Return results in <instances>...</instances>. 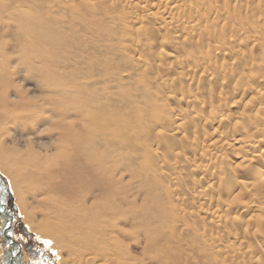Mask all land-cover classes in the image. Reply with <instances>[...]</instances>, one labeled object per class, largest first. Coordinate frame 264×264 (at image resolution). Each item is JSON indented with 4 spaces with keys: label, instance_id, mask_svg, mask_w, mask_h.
Instances as JSON below:
<instances>
[{
    "label": "bare ground",
    "instance_id": "1",
    "mask_svg": "<svg viewBox=\"0 0 264 264\" xmlns=\"http://www.w3.org/2000/svg\"><path fill=\"white\" fill-rule=\"evenodd\" d=\"M108 1H0V18L5 20L2 24L0 19V36L12 31L17 37L12 46L7 41L11 52L0 41V100L7 97L9 80L21 73L23 62L32 70L41 66L33 62L34 56L28 55L29 49L68 45L47 26V21L54 23V17L83 19L81 9H87L92 21H101L102 27L110 18L108 31L103 29L107 37L112 38L114 27H121L117 31L123 34L116 33L122 36L113 38L116 42L108 38L106 44L101 39L104 45H90L95 47L96 56L89 60L93 62L94 74L80 83L87 90L78 86L69 89L65 83L45 80L41 72L36 80L41 82L42 96L33 102V110L29 111L26 102H9L10 108L0 107V123L7 120L10 126L3 133L0 126V173L7 176L16 194L21 221L36 239L57 252L55 264H132L133 260L136 264L145 258L146 264H264V169L257 166L264 161V137L260 135L264 122L253 125L252 131L237 132L244 125L246 128L244 121L235 116L240 90L233 89L241 83L240 71H229L228 66L216 61L217 57L213 59V54L206 51L208 45L203 44L207 47L205 52L200 46L205 42L200 36L198 42L195 35L192 38L199 48L211 55L201 61L202 57L196 56L199 63L195 68L154 60L159 43L153 42L158 40L155 41L159 27L174 32L172 35L184 26L190 31L202 29L198 17L195 22L191 19L193 23L190 20L172 24L176 21L172 18L173 8L178 11L180 7L178 0ZM189 1L190 4L192 0ZM190 5L192 9L195 4ZM27 6L30 8L24 11ZM138 6L140 14L133 11ZM219 6H213V14L222 16ZM112 7L129 11L123 13L121 9V14L114 15ZM214 20L211 22L216 27ZM147 21L149 28L143 29ZM206 21L213 29L209 19ZM232 28L227 27L221 39L216 37L219 44H227L235 29ZM126 30L134 35L140 30V36L131 39ZM211 32L206 30L208 35ZM96 33L100 34V29ZM240 33L239 30L237 34ZM209 39L212 42L213 38ZM250 41L244 44L245 49H240L244 55L257 42L249 44ZM128 42V50L141 55L142 60L135 61L136 55L126 50ZM181 43L179 48L186 52L195 44ZM216 45L217 42L211 45V53H222L220 58L225 61L237 60L235 65H243L236 51ZM164 52L163 61L179 59L180 53ZM68 64L61 65L67 69ZM48 68L44 74L50 76ZM64 69L54 67L52 71L67 73ZM261 79L264 82V77ZM243 89V97L253 93ZM263 100L264 93L258 92L253 105ZM170 101L185 104V109L170 106ZM244 113L247 111L242 110ZM33 114L30 120L28 116ZM223 150L233 154L235 165H231ZM249 224L256 227L251 234L244 231ZM133 225L140 229V240H134L141 249L138 252L132 250L129 240L134 237ZM1 253L0 248V258ZM24 255L22 251V259ZM31 262L54 264L48 259Z\"/></svg>",
    "mask_w": 264,
    "mask_h": 264
},
{
    "label": "rangeland",
    "instance_id": "2",
    "mask_svg": "<svg viewBox=\"0 0 264 264\" xmlns=\"http://www.w3.org/2000/svg\"><path fill=\"white\" fill-rule=\"evenodd\" d=\"M0 1H4L5 3L7 2V1H9V0H0ZM108 3H109V1L108 0H106ZM188 1V2H187ZM77 2H78V0H77ZM179 2H180V4H179ZM182 2V3H181ZM189 0H178V4H177V6L179 7V10L177 11V10H174V8H173V14H172V18L173 19H175L176 21L175 22H173V21H170V20H172V19H169L168 20V22L170 21V22H173L172 24L173 25H175V23H181V22H186V21H190L191 19L193 20L194 19V21L193 22H195V17H196V20H197V17L199 18V19H201L200 20V24L202 25V29H201V27H198V28H200V29H195L194 28V31H193V29H192V31H190L188 28H186L185 26L183 27V28H185V29H182L181 28V31L180 32H178V33H176L175 32V34L174 35H172L171 33H174V32H167L166 31V28L164 29V27H159L158 29H157V36L156 37H158V38H156L155 39V41L156 42H153L154 44L156 43V44H158L157 45V48H155V50H154V55H156V56H154V60H161L163 63H164V65H165V63L167 62V63H169V64H179V65H181V63H182V66L184 67L185 65L184 64H186V67H191V68H195V66L199 63V57H202L201 59H200V61L201 60H203V59H205V58H207V55H208V52H209V54H213L212 55V58H213V56L217 59L216 61H219V63L222 65V66H228L230 69H229V71L231 70H237V71H240V79H242V80H240V82L242 83H239L238 84V86H236V87H234L235 89H233V91L234 90H237L238 89V91L240 90H242L243 88H245V90H248V91H253V93L252 94H250V95H244V97L242 96V95H240L241 93H240V91H239V96H237L238 98H237V100H239V107L237 108V109H235V111L237 112V113H239V114H237V113H235V116H236V118L238 119V117H239V121L241 122V121H244V124H246V128H244L245 127V125L243 126V128L241 129H239L237 132H241V131H243V129L244 130H249V131H252V129H253V125L255 126V125H257L258 124V122H260V123H263L264 122V100L263 101H259V104L258 103H256V104H254L253 105V101H254V96H255V94L256 93H258V92H263L264 93V82H263V80L261 79L262 77H264L263 75H264V0H192V6H193V4H195L194 6H193V8L191 9V8H189ZM23 4H25V2H23ZM143 4H145V3H141V5H143ZM147 4H149L148 2H147ZM215 4H216V6L218 5H220L219 7H220V9H222L221 11L222 12H220L219 14H222V16H220V15H214L213 14V8L215 7ZM81 5V4H80ZM139 5H140V3H139ZM188 5V7L186 8V6ZM190 5V6H191ZM221 5H223V6H221ZM59 6V5H58ZM191 6V7H192ZM214 6V7H213ZM206 7V8H205ZM210 7H211V12H209L210 11ZM30 8V6H27V7H25V9H24V11H26V10H28ZM113 8V7H112ZM117 8V9H116ZM120 8V7H119ZM118 7H115V9L113 8V10H114V15H116V14H121V13H119L120 11H124V10H126V11H129V9H122V8H120L119 9ZM138 8H139V6H138ZM186 8V9H185ZM189 8V9H188ZM122 9V10H121ZM190 10L191 9V11H188V10ZM194 9H197V12H196V10H194ZM206 9V10H205ZM209 9V10H208ZM85 10V11H84ZM118 10V11H117ZM120 10V11H119ZM139 10V11H138ZM81 11H82V13H84L83 14V19L81 18V17H79V18H74V19H71L70 20V18H65V19H62V18H60V17H54L53 18V20H54V23L51 25V24H49V22L47 21V20H45V21H47V23H48V27L49 28H51L52 29V32H54L55 30V32L57 33V35H61V37H62V39L63 40H67V41H65L66 43H68V45L66 46L65 44H63V45H61L60 46V48L58 47H56V46H54V45H50V46H47V47H50L52 50H46L47 49V47H45V48H37V47H35V48H33V49H29L28 51H27V53H28V55L29 56H34V57H32L31 59H33V62L34 63H36V64H38V65H41V66H39L38 68H34L33 70L32 69H29V65H27V64H25L26 62H23L22 64H21V73L20 74H17V75H14L10 80H9V86H8V93H7V97L5 98V99H1L0 100V107L1 106H3V108H5V107H9V102H12V103H14V104H17V103H19V102H26L25 104H29V111H31V109L33 110V102H38V98H40L42 95L40 94V93H42L41 91H40V84H41V82H39V81H37L36 79H38L40 76V73L42 74V76H43V78L45 79V80H53L54 82H57V81H59V82H61V83H65L66 84V86L69 88V89H74V87L75 86H78V87H80V83H81V85H82V82H87L88 80H89V78L90 77H92V75L94 74V71H92L93 70V67H92V63L93 62H90L89 60H90V58L91 57H95L96 55H95V53H93L94 51V48L93 47H91L90 45L92 44V46H94V44L96 45H98V43L101 41V39H102V42L104 43L108 38L110 39V40H112L113 41V38H115V40H116V38H118V36H120V33H118V34H116L117 32H121V35H123L122 34V31H117V30H122V28L120 29V28H115L114 27V33H113V36H112V38H110V37H107V35L104 33V31H103V29L104 30H106V31H108V28L110 27L109 26V24H107V23H109V20H110V18H107L106 19V21H105V23H104V26L102 27V23H101V21H100V23H97V22H93L92 21V17H91V13H90V11L89 10H87V9H81ZM126 11H124L123 13H125ZM136 14H140L141 13V8H139V9H137V8H135V10H133ZM138 11V12H137ZM181 11V12H180ZM116 12V13H115ZM178 12V13H177ZM182 12L184 13V14H182ZM188 12H190V13H188ZM206 12V13H205ZM192 13V14H191ZM197 15H196V14ZM198 13L200 14L199 16H198ZM208 13V15L210 16H208V15H206ZM211 13V14H210ZM188 14H190V15H188ZM195 14V15H194ZM238 14V15H237ZM177 15H179V16H177ZM182 15H184L185 17H183ZM203 15H205L206 16V18H204L205 16H203ZM212 15H214L213 16V20L214 21H217V28L215 27V23H212L211 21H213V20H211V18H212ZM236 15V16H235ZM256 15H257V17H256ZM261 15V16H260ZM187 16H188V19H187ZM189 16H192V18L191 17H189ZM200 16H203V17H200ZM207 16L209 17V18H207ZM217 16H220V22L221 21H223V23L221 22H219L218 20H217ZM224 16V17H223ZM233 16V17H232ZM235 16V17H234ZM194 17V18H193ZM237 17V18H236ZM261 17V18H260ZM42 17H40V19H41ZM55 18H56V20H55ZM183 18V20H181ZM184 18L185 19H187V20H185L184 21ZM219 18V17H218ZM243 18V19H242ZM0 19H2V18H0ZM109 19V20H108ZM179 19H180V21H179ZM204 19V20H203ZM209 19V21H210V23L209 24H211L212 23V27H213V29L212 28H210L211 27V25H209L208 26V21H206V20H208ZM238 19V20H237ZM42 21L44 20V18L43 19H41ZM192 20H191V23H193L192 22ZM4 19H2V24L4 23ZM63 21V22H62ZM229 21H231L230 23H229ZM233 21V22H232ZM250 21V22H249ZM203 24H202V23ZM225 22V23H224ZM228 22V23H227ZM248 22V23H247ZM68 23V24H67ZM151 23V22H150ZM153 23V22H152ZM177 23V24H178ZM43 24H45V23H43ZM149 21H147V23H146V25L144 24V26H146V27H142L143 29L144 28H149ZM204 24H207V25H205V26H208V27H205L204 26ZM225 24V26H226V24H227V26L226 27H224V26H222V25H224ZM232 24L233 25H235V27L233 26V28H235V29H233L231 26H232ZM6 25V24H5ZM238 25V26H237ZM37 26H39L38 25V23H37ZM45 26V25H44ZM56 26V27H55ZM221 26V27H220ZM237 26V27H236ZM1 27H3L2 25H1ZM40 27V26H39ZM46 27V26H45ZM47 27V28H48ZM65 27V28H64ZM227 27H229V28H232L233 29V35H231V38H230V36H229V38H227V44L226 43H221V44H219V39L218 38H220L221 39V36L223 35L222 34V32L224 33V30L227 28ZM106 28V29H105ZM208 29V33H210L211 32V30H212V32H211V34H207L206 33V30ZM243 28H244V30H243ZM250 28V29H249ZM258 28V29H257ZM262 28V29H261ZM65 29V30H64ZM95 29V30H94ZM100 29V34H97L96 32H98V30ZM164 29V30H163ZM220 29V30H219ZM248 29V30H247ZM54 30V31H53ZM163 30V31H162ZM197 30V31H196ZM202 30H204L205 31V33L202 31ZM227 30V29H226ZM234 30L236 31L235 33H234ZM238 30V31H237ZM239 30H240V34H237V33H239ZM242 30V31H241ZM258 30V31H257ZM136 32H137V30H135ZM179 31V30H178ZM199 31H201L202 33H200L199 34ZM247 31V32H246ZM250 31V32H249ZM66 32V33H65ZM93 32V33H92ZM126 32L128 33V37L129 38H133V39H135L136 38V35H139L140 34V30H138V32H137V34L136 35H134V34H132V32H130V31H128V30H126ZM163 32H165V34L163 33ZM191 32V33H190ZM214 32V33H213ZM254 32V33H253ZM6 33V35H1L0 36V41H2V44H6V47H8L7 48V51L8 52H11L12 51V49L10 48V45L7 43V41L8 40H10L11 41V46L12 45H14V44H16V39H17V37H15L14 36V34L12 33V31H7V32H5ZM159 33H161V36H160V34ZM182 34L183 35V33L185 34V36H187V37H189V39L191 40V41H189V39L187 38V37H185L184 35V37L183 36H180V38H179V35L180 34ZM199 35H198V34ZM262 33V34H261ZM164 34V35H163ZM169 34V35H168ZM179 34V35H178ZM192 34V35H191ZM205 34H207V35H205ZM212 34H216L215 36L214 35H212ZM221 34V35H220ZM226 34V33H225ZM237 34V35H236ZM253 34V35H252ZM167 35H168V37H167ZM195 35V36H194ZM207 36V39H206V37L205 36ZM211 35V36H210ZM140 36V35H139ZM174 36H175V38H174ZM177 36V37H176ZM192 36H194L195 38H197V41L199 42V41H201V42H205V43H201V47H203V49H204V51H205V49L207 48L205 45H208V48L210 49V51L208 50V48H207V50L206 51H208L206 54L207 55H205L204 53L206 52H204L202 49H201V47L199 48V45H197V41H195L196 39L193 37L192 38ZM198 36H200V37H202V38H200V37H198ZM208 36H210L211 38H213V39H211L212 40V42L211 41H209L210 39V37L208 38ZM120 37H122V36H120ZM138 37V36H137ZM163 39H161V38ZM216 37H218V38H216ZM222 37H224V35L222 36ZM252 39H251V38ZM254 37V38H253ZM174 38V39H173ZM184 40H182V39ZM187 38V39H186ZM199 38L201 39V40H199ZM259 38V39H258ZM177 39H178V41H177ZM71 40V41H70ZM110 40H107V41H110ZM118 40V39H117ZM161 40V42H159ZM164 40H166V42H164ZM173 40V41H172ZM181 40V41H180ZM185 40H187V41H185ZM250 41V43L249 44H253V41H257L256 43H254L253 44V46L254 47H252V49H250V50H247L246 49V52H247V54L248 55H244L243 53H242V51H240V49L242 50V49H245V45L244 44H246V43H248V41ZM106 41V42H107ZM154 41V40H153ZM170 41V42H169ZM174 41H176V43L174 42ZM185 42V43H183V42ZM214 41V42H213ZM245 41V42H244ZM106 42L104 43V44H106ZM113 42H116V41H113ZM163 42V43H162ZM174 42V43H173ZM178 42V43H177ZM182 42L184 45H186L187 43H193L194 44V46L196 47H198V50L201 52H198V50H197V47H196V49L195 48H193L194 46H189L190 48H188L189 50H187V52L186 51H184V50H181V48H179V47H182V45L180 46L179 44ZM187 42V43H186ZM210 43L211 45H215V43L217 42V45L216 46H218V45H220V47L221 46H224L225 44V46H226V49L227 50H232V51H236V53H237V57H241L242 58V62L241 63H243V65H241V64H239V65H235L234 64V62L235 61H237V60H229L230 61V63L232 62L233 64H230L229 65V61L227 62V61H225L224 60V58L222 59V58H220V57H222L221 55H222V53H220V54H216V53H211V45L210 44H208V43ZM231 42V43H230ZM94 43V44H93ZM103 43H99V45H104ZM166 43H168V44H166ZM171 43V44H170ZM181 43V44H182ZM207 43V44H206ZM229 43H230V45H229ZM260 45H259V44ZM86 44L88 45V47L86 46ZM109 44H112V43H109ZM164 44H165V46H164ZM173 44V45H172ZM193 44H190V45H193ZM203 44H205V45H203ZM263 44V45H262ZM127 47H125L126 48V50L128 51V52H131L132 54L131 55H133V56H135L136 58H134L135 59V61H138L139 59L140 60H142L141 59V55H138L137 56V53L136 52H132L133 50L130 48L129 50H128V45H130V42H128L127 44ZM171 45V46H170ZM176 45H178V47L176 46ZM257 45V46H256ZM258 45L260 46V47H258ZM173 46V47H172ZM176 46V47H175ZM229 47V49H228V47ZM102 46H98V49L99 48H101ZM130 47V46H129ZM230 47H231V49H230ZM241 47V48H240ZM243 47V48H242ZM192 48V49H191ZM225 48V47H224ZM86 49V50H85ZM201 49V50H200ZM221 49H222V47H221ZM220 49V50H221ZM234 49V50H233ZM16 49L15 48H13V51H15ZM175 50H177V52L175 51ZM192 50H193V52H192ZM219 50V51H220ZM253 50V51H252ZM85 51V52H84ZM87 51V52H86ZM164 51H167V53L169 52V53H174V54H179V59H177V62H176V60H174V62L172 61H170V60H166L165 61V59H164V61H163V58L165 57V54H166V52H164ZM180 51V52H179ZM195 51H197V52H195ZM219 51H218V53H219ZM224 51V50H223ZM76 52V53H75ZM155 52H157V53H155ZM203 52V53H202ZM221 52V51H220ZM159 53H160V55H159ZM194 53H199V55H195ZM251 53V54H250ZM18 54V52H16V55ZM135 54V55H134ZM186 54V55H185ZM200 54H202L203 56H200ZM215 54V55H214ZM21 55L23 56V53H21ZM69 55V56H68ZM74 55V56H73ZM87 55H89V56H87ZM93 55V56H92ZM164 57H163V56ZM182 55H184L183 57H182ZM211 55H208V56H211ZM38 56V57H37ZM62 56H65V57H62ZM83 56H85V57H83ZM190 56V57H189ZM199 58H197V57ZM73 57H75V59L73 58ZM77 57V58H76ZM89 57V58H88ZM196 57V59H194V58ZM73 58V59H72ZM87 58V59H86ZM158 58V59H157ZM190 58H191V60H190ZM215 58H213V59H215ZM66 59V60H65ZM85 59V60H84ZM138 59V60H137ZM84 60V61H83ZM69 61V62H68ZM184 61V62H183ZM224 61V62H223ZM58 62H60V65H59V63ZM70 63V64H68V67L69 68H67V69H64L63 67H62V65L61 64H67V63ZM72 62V63H71ZM73 62H74V64H73ZM86 62V63H85ZM227 64H226V63ZM249 62V63H248ZM58 63V64H57ZM83 63V64H82ZM195 63V64H194ZM197 63V64H196ZM248 63V64H247ZM82 64V65H81ZM88 64V65H87ZM224 64V65H223ZM189 65V66H188ZM251 65V66H250ZM73 66V67H72ZM230 66H232V68L234 67V69H232ZM243 66V67H242ZM49 67V68H48ZM61 68V69H64V70H66L67 71V73H61V72H56V71H52L53 70V68ZM242 67V68H241ZM251 67H253V68H251ZM46 68H48L49 70H51V71H49V72H51V75L50 76H47L46 74H44V73H46L47 71H44V69H46ZM72 68V69H71ZM246 68V69H245ZM76 69V70H75ZM224 69L226 70L227 68H225L224 67ZM253 70V71H252ZM71 72H73V74H75V76L74 75H72L71 74ZM79 72V73H78ZM242 72V73H241ZM248 72V73H247ZM89 73V74H88ZM238 74H239V72H237ZM79 77H78V76ZM91 75V76H90ZM262 75V77H260ZM73 76V77H72ZM251 76V77H250ZM252 76H253V80H251L252 79ZM255 77V78H254ZM256 77H257V81L255 80L256 79ZM258 77H260L259 78V80H258ZM244 78V79H243ZM246 78V79H245ZM248 78V79H247ZM251 78V79H250ZM78 79V80H77ZM85 79V80H84ZM251 81V82H250ZM256 81V82H255ZM79 82V83H78ZM255 83H257V84H255ZM72 84V85H71ZM263 84V85H262ZM239 85H241L240 87H241V89L239 88ZM256 87H255V86ZM243 87V88H242ZM219 88V87H218ZM215 89L216 91L217 90H221L222 88L220 87L219 89ZM80 89H83V90H87V89H85L84 87H80ZM253 89V90H252ZM244 90V89H243ZM255 93V94H254ZM246 97V98H245ZM7 100H9V101H7ZM36 100V101H35ZM250 101V102H249ZM4 102V103H3ZM1 103H3V104H6V105H3V104H1ZM8 103V104H7ZM170 103H172L171 101H170ZM169 103V105L170 106H178L179 108H184L186 105L185 104H183L182 103V105H181V103L180 102H178V101H174L173 103H175V104H170ZM261 103V104H260ZM70 104V103H69ZM179 104L181 105V106H179ZM168 104L167 105H165L166 107L167 106H169ZM183 105H184V107H183ZM250 105H253V106H250ZM244 106V107H243ZM250 106V107H249ZM255 106H257V107H255ZM10 108V107H9ZM13 108V107H12ZM247 108V109H246ZM14 109H17V107H15ZM185 109V108H184ZM238 109H240V110H238ZM256 109V110H255ZM242 110L243 111H247V113H244L243 115H242ZM234 111V112H235ZM255 114H257V116H255ZM241 116V117H240ZM29 117V119L31 120L32 118H34V114L33 115H29L28 116ZM256 117V118H255ZM33 120V119H32ZM248 120V121H247ZM261 120V121H260ZM251 121V122H250ZM254 121H256V124H255V122ZM249 123V124H248ZM251 123V124H250ZM0 126H2V129H1V133H3L4 132V130H8V129H10V126H9V122L6 120H2L1 121V123H0ZM250 126V127H249ZM20 130H24L23 128H21ZM25 131H27L26 129H25ZM238 134V133H237ZM260 135H262L263 137H264V129H263V131H262V133L260 134ZM229 137H231V136H229ZM199 138H201L202 139V135H200V137ZM230 139V138H229ZM152 148H155V147H153L152 146ZM223 152H224V156L229 160V162L231 163V165H235V163H233L235 160H234V157H233V154L230 152V151H228V150H223ZM226 153V154H225ZM259 165V166H258ZM263 165H264V161H262V162H259V163H257V166L258 167H260V168H263L264 169V167H263ZM234 169H236L237 167L235 166V167H233ZM1 174V173H0ZM1 176L3 177V179H4V187H5V189H6V191H7V194H8V196H9V199H10V203H11V206L13 207V210H14V212H15V215H16V218H17V221H19L22 225H23V227L25 228V230H27L26 229V226H24L25 224H24V222H22L21 221V218H20V216H19V203L17 202V199H16V194L14 193V191L12 190V188L10 187V183H9V179L7 178V176L6 175H4V174H1ZM6 181V182H5ZM251 190H253V188L251 189ZM248 217V216H247ZM246 217V218H247ZM133 236L134 237H136V238H134L133 236H131V237H133V238H130L129 240L131 241V244L133 245V248H132V250H134L135 252H138V251H140L141 249H139L138 248V246L135 244L136 243V241L134 242V240L136 239V240H140V239H138L137 238V236H138V232H140V229L139 230H137V225H133ZM256 227H255V225L254 224H249L247 227H246V229L244 230L245 232L247 231V232H249L248 234H251V232L255 229ZM28 231V230H27ZM29 232V231H28ZM16 234V236H18V237H20V238H22V239H30V241H31V243H32V245H33V253H32V255L31 254H29V253H27L26 251H24L23 250V252H24V259H25V264H31L32 262H34V261H32L31 262V260H36V259H38V261H44V260H46V259H48V261L50 260V261H52L54 264L56 263V261L58 260V256H57V252H54V251H52L51 250V248L49 247V245L46 243V242H44V241H40V240H38V238L36 239V236L32 233V232H29L31 235L29 236V237H25L24 235H22L20 232H15ZM121 233V232H120ZM122 234V233H121ZM214 235L216 236V233H214ZM123 241V240H122ZM124 242V241H123ZM263 243H264V239H263ZM137 246V247H136ZM122 247H124L123 245L120 247V249H122ZM116 249H118V248H116ZM122 252V251H121ZM125 252L127 253V251L125 250ZM123 254H124V256L123 257H126V253H124V252H122ZM137 254V253H136ZM57 257V258H56ZM146 259V258H145ZM145 259L143 260V262H141L142 261V259H141V261H138L136 264H146V261H145ZM26 260H28L29 261V263H26ZM136 261V260H135ZM135 261L133 260V263L132 264H135ZM145 261V262H144ZM140 262V263H139ZM131 263V262H130Z\"/></svg>",
    "mask_w": 264,
    "mask_h": 264
},
{
    "label": "flooded vegetation",
    "instance_id": "3",
    "mask_svg": "<svg viewBox=\"0 0 264 264\" xmlns=\"http://www.w3.org/2000/svg\"><path fill=\"white\" fill-rule=\"evenodd\" d=\"M2 185L0 183V216L2 218L0 221V248L2 250L0 264H25V259H22V251L26 250L32 255L33 245L30 239H21L15 235V232H20L25 237H29L31 234L24 227L18 225L19 221H17L7 191L2 189ZM26 263L29 261L26 260Z\"/></svg>",
    "mask_w": 264,
    "mask_h": 264
},
{
    "label": "water",
    "instance_id": "4",
    "mask_svg": "<svg viewBox=\"0 0 264 264\" xmlns=\"http://www.w3.org/2000/svg\"><path fill=\"white\" fill-rule=\"evenodd\" d=\"M0 183L4 185V179L3 177L0 175ZM5 189V187L3 186V190ZM6 190V189H5ZM20 227H22L23 225L19 222L18 224Z\"/></svg>",
    "mask_w": 264,
    "mask_h": 264
}]
</instances>
